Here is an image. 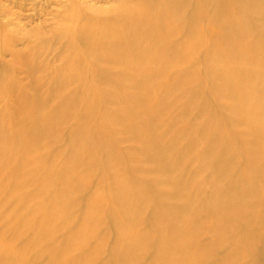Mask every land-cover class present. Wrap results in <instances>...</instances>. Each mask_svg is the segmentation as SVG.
Listing matches in <instances>:
<instances>
[{
    "label": "bare ground",
    "instance_id": "bare-ground-1",
    "mask_svg": "<svg viewBox=\"0 0 264 264\" xmlns=\"http://www.w3.org/2000/svg\"><path fill=\"white\" fill-rule=\"evenodd\" d=\"M217 1L205 23L214 28L213 36L208 25L210 32L201 31L203 2L198 0L199 6H194L201 7L193 8L197 13L191 18L182 16L184 2L179 0H163L159 8L154 2L152 9L144 3H119L116 20L84 26L87 51L82 56L73 53L75 62L70 60L59 75L50 100L38 95L33 103L18 99L19 123L13 120L17 125L6 122L0 127V187L2 179L6 183L10 177L11 189L17 192L40 187L36 176L41 174L33 177L37 187L28 178L46 159V153L39 155L55 145L64 125L75 121V129L66 138L70 165L63 169L67 158L53 150L63 167L51 168L54 163L48 161L52 165L44 175L53 180L51 185L41 181L45 186L38 188L40 195L30 191L21 201L9 200L10 211L18 208L13 202H20L21 210L10 216L7 224L13 227L0 232V264H30L27 257L37 247L48 256V264H98L108 250L110 264H264V0ZM198 60L203 70L192 71L189 62L195 65ZM105 65L114 72L106 75L117 76L112 84L116 106L113 101L107 104L108 91L103 88L109 82L98 78ZM73 82L79 85L78 94L69 97L65 91ZM124 82L132 84L127 87L131 90L123 88ZM214 99L223 102L213 104L223 106L219 111L212 109ZM48 100L56 106H49ZM105 103L115 110L109 108L113 110L109 114L105 106L108 114L101 113V120L92 125L90 119ZM177 103L183 104L174 113ZM193 112L202 124L190 129L188 123L194 125L187 120ZM113 126L133 137L129 139L140 147L136 154L152 166L161 186L135 175L145 173L132 169L128 158L137 149L126 156L118 153ZM236 127L245 129L244 140L238 138L244 132L235 136ZM20 145L26 153L18 149ZM209 171L210 185H205L201 174ZM55 176L60 179L54 181ZM26 178L32 186H27ZM93 178L98 179L95 184ZM16 180L22 182L17 185ZM9 187L8 183V191ZM41 195L52 208L42 200L34 204ZM74 210L78 225L67 232L66 243L50 244L59 229L69 230ZM101 228L115 232L112 247L107 250L98 239L94 250L89 248L91 253L80 255L95 243ZM10 231L14 235L8 237ZM24 235L25 245L16 248Z\"/></svg>",
    "mask_w": 264,
    "mask_h": 264
},
{
    "label": "rangeland",
    "instance_id": "rangeland-1",
    "mask_svg": "<svg viewBox=\"0 0 264 264\" xmlns=\"http://www.w3.org/2000/svg\"><path fill=\"white\" fill-rule=\"evenodd\" d=\"M150 1H152V2L150 3L148 0L147 1L146 0L145 1L144 0H138V1L137 0H123V1L122 0H0V118H1L0 127L2 128V126L6 122H7V125H13V126H15L19 123V121H20L19 120L20 116H18L19 110L17 109L18 106L16 107V104L18 105V103H16V102H18V99L20 100L22 98L29 103L35 102L37 97L38 98L41 97L43 99L47 98L50 100V97L53 96V94H55V92H54L55 85L54 84L58 80L59 75L62 73L63 70H65L66 66L67 67L69 66L68 62L70 60L74 61V60H72L73 58H75L74 56H72L73 53L76 51V54L79 53V56L85 55V53L87 51V50L85 51V48L87 47L88 42H89L86 40V39H89L88 31H86L88 29V28L86 29L87 26L89 28L93 25L104 26L108 23V21L111 22V20L112 21L116 20V18L118 17V14L116 13L117 14L116 15L114 12H116V10L118 9L117 5H119V3H120V6L122 5L121 3H123V2H125L126 4L132 3L131 5H133V3H136V4L144 3V5L146 7H149V6L153 5L152 3L156 2L155 5H153V7H156V8H159L157 6H160L163 3V0H160V1H162L160 3H159V0H150ZM179 1L184 2V5H182V8L184 6V8H183L184 10L181 9V11L183 13L182 16L187 17V18L194 17V15L197 13L196 11H198L201 6L203 7V8H201L202 11H200L201 14H200V17L198 20V22L200 23L199 24L200 28L202 29L201 31H204L203 29L206 27V25L210 26L209 24H205L206 19L210 17V15L213 13V11H215L216 8H214V7H217V5H219V3L216 5V3L219 2L217 0H205L206 2L204 0H198L199 3L197 2V0H186L187 2L184 0H179ZM214 1H215V3H214ZM202 2H203V4H202ZM197 3L202 4L200 7H198V9H197V6H194ZM214 4H215V6H214ZM123 5H124V3H123ZM153 7L151 6L149 8L152 9ZM193 8H196L195 9L196 11L192 12ZM185 9H186V11H185ZM203 9H205L206 11ZM206 12H208V15L206 14ZM204 14H206V15H204ZM200 18H201V20H200ZM203 21H205V22H203ZM101 22H103V25H100V24H102ZM203 23H204V25H203ZM71 24L72 25L75 24L74 27H72V30L70 28ZM85 25H86V27H84ZM82 26H83V31L81 28ZM208 26H207V28H208ZM67 27L70 29H67ZM207 28H205L204 32H206V31L210 32L209 28H211L212 31L210 34L212 35L214 33V30H213L214 28L212 26H210L208 28L209 30H207ZM73 29H75V30H73ZM76 29H77V31H76ZM69 30H70V32H69ZM84 30L86 33L84 32ZM80 31H82V32H80ZM76 32H77V34H76ZM184 34L185 33L183 32L182 35H184ZM84 35H86V36H84ZM182 35L180 34V37ZM204 35L208 36L209 34L207 35V33H204ZM184 37L185 36H182L181 38H184ZM251 40H253V39H251ZM77 41H80V42H77ZM83 44H84V46H83ZM85 45H86V47H85ZM67 46L70 48V50H68L69 48ZM73 47H74V51H73ZM205 48L206 47H204V49ZM202 49H203V47H202ZM204 49L202 51L203 53H204ZM205 52H206V50H205ZM65 58L67 61L65 60ZM28 62L29 63L31 62V63L28 65ZM191 62L192 61H190L189 63L193 64L192 66L189 63L188 64H189V66H191L190 68L192 69V71H200V69L203 70L202 67H204V65H202V61L198 60V63L195 61V63H196L195 65H194V62L193 63H191ZM89 63L93 65L94 61L92 58L88 62V64ZM90 64L88 66L92 67V65H90ZM30 65H33V66L29 67ZM107 66L108 65H105L104 70H102L101 73H99V75L102 76V78L101 77H98V78L101 81L104 80V81L109 82L108 84H104L105 87L103 88V90L108 91V92L104 91L105 95L108 97V98L106 97L107 98V104H109V103H111V101H113L115 103L114 106H116V102L114 100V92H113L114 85L112 86V84H114L115 81H118V80H116L117 79L116 74L115 75L113 74V77L109 76V75H112V73H114V72H112V70H110L111 69L110 65L108 67ZM28 68H30L31 70L30 69L28 70ZM32 71H34V72H32ZM58 72H59V74H58ZM106 73H108L109 75L108 74L106 75ZM104 74L106 76H104ZM114 76H116V77H114ZM111 79L113 80V82L111 81ZM107 85H108V87L106 88ZM123 85H125L123 88H125V87L131 88L132 84H130L128 82H124ZM78 86L79 85L76 83L74 85V82L71 83L69 85V87L66 89L65 95H67L69 97H73L74 95L71 93L76 92L74 94H78L77 93V89H79V88H77ZM109 87L113 88V89L111 90ZM126 88H125V90H131L129 88H127V89ZM112 92H113V94H112ZM198 93L201 94V91H199ZM109 95L111 96V98H109ZM55 103H56L55 101H49L48 104H49V106H53ZM113 104H111V105L113 106ZM182 104L183 103H179L177 107L175 106L177 109L174 107V113L179 112V110H178L180 108L179 105L182 106ZM213 104L218 105V106L222 105L223 102L219 99H217L216 101L214 99V101H212V105H211L213 107L212 109L213 110L217 109L216 111H219L220 108L223 107V106H221V107L214 108L215 106H213ZM111 105H106V103H105L103 105V107H101L98 110V113H96L94 116H92V118L90 119V123L92 125L93 124L96 125L101 120V113L105 112L106 114H108V113L110 114L113 110H115L116 107H114V106L112 107ZM55 106H56V104H55ZM105 108L107 110L109 108H114V109L113 110L110 109V111L108 110V113H107L106 112L107 110ZM104 109H105V111H104ZM16 113H18V115ZM168 113H169V111H168ZM193 114H194V112L192 113L190 118L188 117L191 120L190 121L187 120V122H193V124L192 123L191 124L195 126V127L191 126L188 123L187 127H190V129L192 127H193L192 129H195L197 126L199 127L202 124V120L200 118H198V116L195 114H194L195 116H193ZM192 116H193V118H192ZM196 116H197V118H196ZM167 118L168 117L166 116L162 119L163 123H164V121H167ZM3 119L5 121H3ZM6 119H8V120H6ZM193 119H195V120H193ZM13 120L18 121V122H15L17 124H15ZM7 125L3 128H7L8 127ZM178 127L180 128L179 130H181L183 125H181V126L179 125ZM178 127H177V129H178ZM236 128H235L236 130L233 131L234 133L237 132V135L235 134V136L237 137L239 135L238 132L240 134H241V132H244V134H243L244 136L242 134H241V136L240 135L238 136L239 140H244V138H246L245 129L244 128L241 129V127H239V128L236 127ZM74 129H75V121H71V122L67 123L66 125H64V127L60 131V134H62V135L56 141L55 145H52L50 150H47L46 152L43 151L44 153H41L39 155V158H40V156H42L43 154H45V153L47 154V156L45 154V157H44V155L42 156L46 159H44V160L42 159L43 161L41 159L38 160L40 162L41 161L43 162V164H41L42 162L41 163L39 162L42 167L36 165L35 168L39 167L38 168L39 170L35 169L36 170V171H34L35 173L29 172V173H32V175H34V176H32L29 174L31 177H28V178H31V181L35 180L34 185L36 184V187H37V186H39L38 183H40V187H38V188H41L40 191H42V187H44L46 184L48 185V184L53 182V180L50 177H48L49 179H47V176H48L47 172L49 171V169L52 165V164H47V163L52 161L54 163V165H52L51 168H53V166H54V167H59V169H60L61 167H63L62 166L63 164L59 163L61 161L60 156H62V159H63V157L65 158L68 154H69L68 157L72 155V152H69L70 151L69 147H67L68 144H67L66 138L70 134V132H72ZM112 129L113 130L117 129L116 133H118V135L119 134L123 135V136H120V135L118 136L114 131H112L114 134V137L112 139L113 140L116 139L115 142L117 144L113 140L112 141L114 142L115 146L118 145L117 146L118 149L116 148L118 150V153L121 152L122 155L126 156V154L128 155L129 152H134L137 149V151L135 153H130V157L128 155V158H130L129 160L132 162L131 163L132 169H139L140 172H142V171L145 172L144 174H146V173L152 174V175L136 174L135 171L133 170L135 175L139 179H144V180L149 181V182L152 181V183L156 182L157 174L154 171H152L153 170L152 166L150 165L151 167L149 168V163L147 161L144 162L143 161L144 159H142L141 156L136 154V153L140 154V151H139L140 147L138 144L135 145L136 141H135V143H134V141H131V140H134V139H131L133 137L130 134L124 135V133L122 134V132H119V130H118L119 127L113 126ZM130 136H131V138L129 139ZM22 146L21 145L18 146V149L22 153H24V152L26 153L27 150L24 151ZM135 146H136V148H135ZM58 149H60V150H58ZM53 150L57 154L62 153V155L58 156V158H60V160L58 158H57L58 161H56L57 159L55 160L57 155L56 156L54 155L55 153L53 152ZM119 150H120V152H119ZM129 150H132V151H129ZM127 151H129V152H127ZM63 152H65L66 154ZM67 152H69V153H67ZM52 154H53V156H52ZM47 157H48V159H47ZM68 157H66L67 158L66 162H68L67 164L65 162V159H64V161H62V162H65L63 169L66 168L67 165L68 166L70 165V162H69L70 160H68ZM133 158L137 159L136 161H138V162L134 163L135 160L132 161ZM139 160H142L141 162L143 164L146 163L148 166L141 164V162ZM139 162H140V164H139ZM191 163L195 164L194 161H192ZM60 164H62V165L60 166ZM48 165L50 167H47ZM193 166L194 165H192V167ZM141 167H143V168H141ZM144 168L145 169L147 168L146 171H144L145 170ZM237 168L234 169V172H237V170H238ZM40 170H42V171L38 172ZM45 170H46V172H45ZM138 171H136V172L138 173ZM42 172H43V174H42ZM152 172L155 173L156 175L153 174ZM36 173L41 174L40 176L39 175L36 176L37 179H40L39 182L36 179H33V177H35ZM210 173L211 172L209 171L207 173L203 172L201 174V177H202L201 180L204 179L205 185L206 184L210 185V182H208V181H210V178H211ZM44 174L47 176L45 177ZM29 175H27V176H29ZM38 176H39V178H38ZM205 176H207V178ZM142 177H144V178H142ZM10 178H12V177H10ZM10 178H8L9 182L6 180V183L8 182L10 185L9 190L11 189V187L13 188V185H11V184L14 181V180L13 181L10 180ZM28 178H26V180ZM55 178L56 179L54 181H58V179H60V178L57 179V176H55ZM208 178H209V180H207ZM12 179H14V178H12ZM2 180L5 181L4 179H2ZM49 180H52V181H50L48 183L47 181H49ZM96 180H98V179H96V178H93V180L91 179V183L93 184V182H94V184H95ZM3 181H1L2 186L0 187V189L3 191V194L8 195L11 193V194H16V195L15 196L10 195V197H8L9 195L8 196L6 195V197L9 199H5V196L2 194V192L0 190V192H1L0 195L3 197L2 199H0V232H2V230H5L6 227L7 228L13 227V226L8 225V224L10 223L9 221H12L11 220L12 217H10L11 215L16 214V212L20 213V210H21L19 207L20 202L17 203L18 201H21L22 198L26 194H27L26 196H28V195H31L32 192L34 195H35V192H36V195H40L42 193L41 192L38 194V188L37 189L35 188L33 191L32 187H29V188H31L29 191H27L29 189L27 187L28 189L24 190V192H23V189H22L23 187L20 186L22 189V190H20V188L17 186L22 181L20 183H18L17 180H16L17 182L16 181L15 182L18 183L16 186H17V190L19 188L20 192L19 191L17 192L14 189H11L10 190L11 192H10L6 189L8 186V183L6 184ZM10 181L12 183H10ZM27 181H29V179ZM31 181H29L30 183L27 182L28 183L27 186L33 182V181L32 182ZM41 181H43V183H45V185L43 183H41ZM36 182H38V183H36ZM24 183H26V181ZM91 183H90V185H91ZM156 183H157L156 184L157 186H161V184H158V182H156ZM41 184H43L44 186L43 185L41 186ZM5 185H7V186L5 187ZM14 186H15V184H14ZM30 186H32V185H30ZM4 188L7 190L8 193H6V191L4 192ZM15 189H16V187H15ZM30 191H31V193H30ZM25 192H27V193L25 194ZM18 193L21 195H19ZM22 193H24V195H22ZM86 194H84L83 196H80L79 200H83L84 197H86ZM11 197H13L14 199ZM18 197L20 199L17 201L16 199ZM10 199H12L13 201H15V200L17 201L15 203L13 202V204L15 206L18 205V208L12 209V210H14L13 212H15V213L11 212L12 210L10 211V208L12 207V203H11L12 201ZM34 200H36V199H34ZM41 200L44 201L45 203L49 204V205H47L48 207L52 208L51 207L52 202L49 201L48 199H46L44 197V195L43 196L41 195V197L38 201L36 200L35 203L33 201L32 203L29 204V205H31L29 210H31L33 208V206H32L33 203L36 205V202H39ZM46 200H48L49 202H47ZM172 204L174 205L175 203L172 201ZM27 207H29V206H27ZM16 209L19 210V212ZM27 209L28 208H26V210ZM9 211L11 212V214ZM70 214H71L70 216L75 217V221H73L72 225L69 226V230L59 229L57 231V233H55V235L52 237V243L50 242V244H54L55 242L58 243V245H59V243H60V245L65 244L67 232H70L77 227V225H78L77 211L74 210ZM5 217H8V218L10 217V220H8ZM106 230H107L106 228H101V230L99 229L96 236H95L96 237L95 243L93 245H90V246L88 245L87 249H85V250L83 249L84 252L82 251L80 253V255L82 254L83 256H85L86 253L87 254L91 253L92 251H90L89 248H91V250L92 249L94 250V248H93L94 245L96 243L100 242L101 240L104 241V243L106 245V249L107 250L110 249L112 247V245L114 244V241H115V232L106 231ZM12 231H10L8 233V235H7L8 237L14 235V234H12ZM26 239H27V236H25V235L23 237H20L18 239V241L15 243V247L17 248L20 246H24L26 243ZM98 239H99V241H98ZM96 240L98 242H96ZM228 246L229 245L227 244L226 248ZM41 248L42 247H37V249H35V251L31 252L28 255L27 258H28V261H30V264H48L49 263L48 256L40 253ZM37 253H40V254L37 255ZM110 260H111V258H110L109 250H108V252H105L101 256L98 264H110L109 263Z\"/></svg>",
    "mask_w": 264,
    "mask_h": 264
}]
</instances>
